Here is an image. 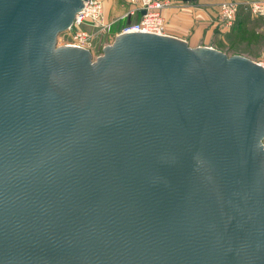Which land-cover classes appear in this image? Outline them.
Returning <instances> with one entry per match:
<instances>
[{
	"label": "water",
	"instance_id": "water-1",
	"mask_svg": "<svg viewBox=\"0 0 264 264\" xmlns=\"http://www.w3.org/2000/svg\"><path fill=\"white\" fill-rule=\"evenodd\" d=\"M84 1L0 0V264H264V67Z\"/></svg>",
	"mask_w": 264,
	"mask_h": 264
},
{
	"label": "rangeland",
	"instance_id": "rangeland-1",
	"mask_svg": "<svg viewBox=\"0 0 264 264\" xmlns=\"http://www.w3.org/2000/svg\"><path fill=\"white\" fill-rule=\"evenodd\" d=\"M102 7V19L96 22L91 14L86 13L82 22L74 24L68 31L60 32L57 36V45L74 43L73 37L78 32L87 36V47L92 54L93 60L102 54V48L110 45L122 28L135 21L136 15H128L121 18L129 9L128 0H98ZM186 0H179L185 4ZM211 0L209 3L199 2L200 7L210 9L209 28L201 26H186L191 30L196 41L201 47L217 49L228 56L241 55L252 61L258 62L264 59V10L262 13L253 12L251 1L254 0H232L237 2V11L231 23L224 22L219 13V2ZM259 1V0H256ZM168 2V6L170 2ZM261 2V1H260ZM264 3V1H262ZM172 4V3H171ZM165 19V18H164ZM192 25V24H190ZM208 30L210 34H208ZM165 23V34H168ZM181 39V38H180ZM187 43V40L183 39ZM189 41V40H188ZM189 43V42H188ZM187 43V44H188ZM192 44H188L191 46Z\"/></svg>",
	"mask_w": 264,
	"mask_h": 264
},
{
	"label": "built area",
	"instance_id": "built-area-1",
	"mask_svg": "<svg viewBox=\"0 0 264 264\" xmlns=\"http://www.w3.org/2000/svg\"><path fill=\"white\" fill-rule=\"evenodd\" d=\"M129 9L121 18L128 15L137 16L135 21L124 26L120 33L143 32L150 34L165 33V19L163 10L168 7L167 0H128ZM237 2L232 0H221L218 4L221 19L226 23H231L235 12L237 11ZM101 3L98 0H86L83 7L78 10L73 18L71 25L65 30L68 31L74 24L82 22L86 13L91 14L96 22L102 19ZM253 12L262 13L264 10V3L262 1H251ZM143 12V13H142ZM73 46L89 50L87 47V36L83 32H78L73 37ZM264 67V59L258 61ZM262 147L264 148V138L261 140Z\"/></svg>",
	"mask_w": 264,
	"mask_h": 264
},
{
	"label": "crops",
	"instance_id": "crops-1",
	"mask_svg": "<svg viewBox=\"0 0 264 264\" xmlns=\"http://www.w3.org/2000/svg\"><path fill=\"white\" fill-rule=\"evenodd\" d=\"M167 1L170 2V5L163 10V16L165 18L167 30L169 32L168 34L171 35L165 34L164 36L176 38L182 41L185 39L187 40V43L189 42L192 44V47H199L200 44L196 42L198 41V38L194 37L197 35V33L194 34L193 31L187 30L186 26L193 27L200 25L202 29L204 27L209 28L210 20L208 19L211 13L210 9L206 7H200L199 2L206 4L211 0H186L185 4H181L179 0ZM208 34H210L209 30Z\"/></svg>",
	"mask_w": 264,
	"mask_h": 264
},
{
	"label": "bare ground",
	"instance_id": "bare-ground-1",
	"mask_svg": "<svg viewBox=\"0 0 264 264\" xmlns=\"http://www.w3.org/2000/svg\"><path fill=\"white\" fill-rule=\"evenodd\" d=\"M159 36H163V37H168V36H164L165 33H161V34H158ZM168 38H172V37H168ZM172 39H175V40H179V39H176V38H172ZM182 41V40H181ZM184 42V41H183ZM68 46H73L72 43H68L67 44Z\"/></svg>",
	"mask_w": 264,
	"mask_h": 264
}]
</instances>
